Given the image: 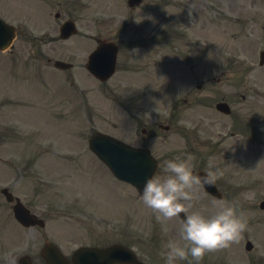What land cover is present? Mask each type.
Here are the masks:
<instances>
[{"label": "rangeland", "instance_id": "obj_1", "mask_svg": "<svg viewBox=\"0 0 264 264\" xmlns=\"http://www.w3.org/2000/svg\"><path fill=\"white\" fill-rule=\"evenodd\" d=\"M24 1L29 4L33 0ZM35 1L37 3L38 0ZM167 1L171 0H148L139 9L130 12L126 0H66L67 4L62 12L64 15L77 17L80 29L93 30L98 18V24L102 26L95 28L104 32L115 29L116 35H123L126 39L120 47L118 57L120 72L105 86L101 85V91H98L97 86L88 85L85 96L70 87L67 80L60 79L58 74H52L51 81L50 78L47 79L49 72L42 74L38 85L35 82L31 86L36 89L41 87L35 96L32 92V96L38 98V102L44 107L20 108L19 119L28 124L32 133L25 135L23 141L13 137L15 145L11 146L12 151H16L24 144V149L19 151L21 152L33 143L37 149L36 155H32L35 160L27 159L30 163L34 162L27 173L32 176L24 175L22 182L13 183L18 179L17 167L24 166H16L18 160L5 155L12 162L11 165H6L2 160L4 156H0V172H5L1 183L12 184L11 189L15 194L21 195L28 205L33 203V207L35 204L40 205L39 210L46 209L47 216H50L52 207L56 205L55 212L61 220L65 219L60 211L75 212L78 207L71 203L72 207L67 208L66 202L59 199H76L83 206L91 208L88 209L91 215L87 214V218L92 229L87 223L85 229L80 232L76 230L79 232L78 238L76 232H71L59 223L49 224V234L65 248H69L76 238L94 246L126 241L147 264H165L168 243L181 242V219L178 217L166 223L158 221L152 210L138 197L136 190L131 185L113 178L90 152L87 144V139L94 130L111 133L136 145H143L144 141L161 161L160 175L155 178L162 177V173H165V161L177 158L190 162L193 170L203 168L222 173L216 181L222 185L223 200L237 202L239 210L248 217L247 230L241 240L231 248L240 249V254H244V240L250 239L255 243L254 250L256 249L250 254L256 257L260 253L264 254V210L258 207L259 201L264 199V156L263 160L253 159L251 145L248 142L245 144L241 137L225 141L220 139L222 133L227 130L226 125L230 123L228 119L209 115L199 111V108L186 110L187 112L183 111L186 112L185 116L192 118L185 122V129H188L185 133L174 124L176 122L168 116L156 113L153 108L162 107L169 110L174 107L175 98L184 96L189 91L204 99L191 107H201L198 104L214 102L224 94L221 80L216 81L217 77H223V72L232 79L234 86L238 85L240 79H246L248 83L255 81L250 78L254 79L253 75L264 69L257 70L253 67L258 63L259 50L264 43V31L257 16L261 15V12L264 13V0H193V13L189 12L175 22L168 20L170 13L165 9L172 5ZM38 2L40 3V0ZM180 2L190 4L186 0ZM118 3L122 5L121 8L116 6ZM43 6L46 7L47 13L54 14L58 9H51L50 3L44 2ZM260 8L263 10H258ZM97 9L98 11L94 12ZM26 13H18L20 19L17 20V25L21 24V27L34 33H42L40 25L30 28L29 20L31 17L37 24H41L43 15H35L32 10ZM108 16H111L112 20H108ZM121 16L124 22L129 16H133L138 19L137 24L145 25L147 29H150L147 24L151 23L150 25H158V29L172 25L168 27L170 31L178 29L185 33V30H189L190 41L185 43L184 34L178 33L181 38L162 33L159 40L153 42L138 31L135 33L138 40L130 38V42L127 39L128 30L121 24ZM49 17L53 20L52 14H49ZM20 29L16 47L23 44L27 36L31 38L33 35L26 29ZM252 29L256 31L252 32ZM82 40L84 39H76L84 44ZM69 43L75 45L71 41L57 43L58 51H62L61 57L68 55L66 46L70 45ZM84 46V53L92 48L89 45ZM242 70L248 72L249 79L240 74ZM71 72L73 73L72 70ZM171 80H175L176 84H172ZM57 82L60 89L56 86ZM197 84L201 85L198 90ZM83 102L85 107H81ZM47 103H53L55 107H46ZM242 105L252 107L249 102ZM160 117L163 125L171 124L172 127L165 130L156 126L153 122ZM143 119L148 126L143 124ZM142 126L150 130L148 136L144 137L140 133ZM197 131L199 133H196ZM193 134L196 136H192ZM3 138L8 141L7 136ZM209 140H218L216 143L220 145L208 154L202 142ZM46 147L58 154L55 155L54 151L45 154ZM22 167L21 170L25 173L26 169ZM30 168L33 169L32 172ZM61 193L64 196H58ZM38 199L44 201L37 202ZM214 201L219 200L206 195L201 186L196 187L193 190L189 213L198 211L202 215L210 216L216 211ZM96 217L98 229L95 228ZM74 223L81 226L76 220L68 225L72 226ZM83 231L87 234L98 232V243L90 236L81 239ZM41 234L42 231L39 230V236ZM221 252L225 256L229 254L226 249ZM217 253L218 251L207 253L199 264H212V259ZM178 264L197 262L189 257L188 260L178 261Z\"/></svg>", "mask_w": 264, "mask_h": 264}, {"label": "clouds", "instance_id": "obj_2", "mask_svg": "<svg viewBox=\"0 0 264 264\" xmlns=\"http://www.w3.org/2000/svg\"><path fill=\"white\" fill-rule=\"evenodd\" d=\"M164 172L167 174L164 177L146 180L141 200L163 223L177 219L181 213L186 214L179 224L182 243H168L165 264H178L189 257L199 264L207 253L228 249L241 240L248 228V217L239 210L237 202L214 201L216 211L210 216L198 211L189 213L194 188L214 184L221 172L196 175L191 163L179 158L165 161Z\"/></svg>", "mask_w": 264, "mask_h": 264}, {"label": "flooded vegetation", "instance_id": "obj_3", "mask_svg": "<svg viewBox=\"0 0 264 264\" xmlns=\"http://www.w3.org/2000/svg\"><path fill=\"white\" fill-rule=\"evenodd\" d=\"M30 49L34 53V55H32V59L38 60L40 57H44L47 61L50 59V57L44 55V52L42 51V45H39V41H32ZM263 83L264 80H257V84L260 87ZM223 84L224 94L222 96V99H224L230 105V115L228 119H239L241 125L240 127L235 126L234 130H237L239 132V137L242 138L245 144L248 142L251 145L252 150L256 149L254 152L260 150L264 145V118L262 115L261 107L252 108L246 107L245 105L243 106L241 101H238L234 97V91L237 90L233 88L234 85L232 84V79L227 75V73H225ZM237 86L241 96L249 92L248 82L246 81V79H240ZM226 87L227 93H225ZM12 106L20 107L19 104H14ZM248 108H250V110ZM155 122L157 123V121ZM30 209V212L32 214L38 215V217L40 218L45 217V215H47L46 209L34 210L31 207ZM60 213H64L68 216V222H70V220H76L80 223L81 227H86L87 225L88 221L85 220L86 216L84 214L82 206H78V209L73 213L64 211H60ZM56 214L57 212H55V208L52 207L50 211L51 218H53ZM3 218H5V216ZM90 228L92 229L91 225ZM95 228L98 229V224H96ZM23 229L28 231H20L18 233L12 234L13 237L9 239V242L7 241L6 232L3 231L0 233V264H47L46 259L41 255L42 244L44 245V243L47 242L49 239L52 240L53 237L50 236L49 232H43V242L40 245V241L42 238L41 236H39L38 230L29 231L31 230V227ZM94 240L96 243H98V232L94 234ZM87 245L94 246L91 244ZM65 249L67 250L68 248ZM24 257H27L25 261Z\"/></svg>", "mask_w": 264, "mask_h": 264}, {"label": "water", "instance_id": "obj_4", "mask_svg": "<svg viewBox=\"0 0 264 264\" xmlns=\"http://www.w3.org/2000/svg\"><path fill=\"white\" fill-rule=\"evenodd\" d=\"M93 150L110 167L113 173L120 179L127 180L134 184L139 192L143 191L146 180H148L155 168V161L148 155H141L133 151H127L115 139L101 134H96L91 140ZM200 176H204L201 174ZM264 206V203L262 204ZM16 216L24 224L31 220L24 212L17 211ZM98 256V261L96 260ZM74 260L87 264H117L137 263L133 253L120 245L105 249H86L74 254Z\"/></svg>", "mask_w": 264, "mask_h": 264}]
</instances>
